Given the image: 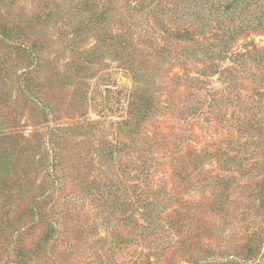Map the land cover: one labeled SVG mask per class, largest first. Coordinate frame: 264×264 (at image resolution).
<instances>
[{
	"label": "rangeland",
	"instance_id": "obj_1",
	"mask_svg": "<svg viewBox=\"0 0 264 264\" xmlns=\"http://www.w3.org/2000/svg\"><path fill=\"white\" fill-rule=\"evenodd\" d=\"M6 152L0 264H264V0H0Z\"/></svg>",
	"mask_w": 264,
	"mask_h": 264
},
{
	"label": "trees",
	"instance_id": "obj_2",
	"mask_svg": "<svg viewBox=\"0 0 264 264\" xmlns=\"http://www.w3.org/2000/svg\"><path fill=\"white\" fill-rule=\"evenodd\" d=\"M11 154L10 153H0V190L2 189V187L4 186V184L6 183L7 179H8V175H9V170H10V160H9V156ZM21 191V192H20ZM20 191L17 193L18 195V200H24V192L22 191V189H20ZM1 193V191H0ZM39 195V193L35 194L34 196ZM17 198V197H16ZM36 201H37V197H35V199L33 200V204L35 205V210L32 211V215L33 217H35L36 215H38V209H39V205H36ZM148 208L146 207L144 209L145 212L140 213L141 215H143V218L146 219V221L148 220V228H150L152 231L157 230V228H159L156 223L154 222V220L152 219V217H157V214H155V209L154 206L151 205V203H147ZM30 211V210H29ZM134 213V211L130 212V214ZM159 216V215H158ZM127 219V218H126ZM124 220V219H123ZM35 221V219L31 218V222L30 225L33 224V222ZM4 221L0 220V236L3 235V230H4ZM58 227V228H56ZM115 227V226H114ZM22 230V229H21ZM20 228H18L17 233L20 235L21 231ZM113 232V228L111 229ZM61 233V230L59 229V226H52L50 223L47 225H45L44 228V232L42 233V240L41 243H36V247L34 248H28V247H18L16 248L15 252L14 249H12V253H9V257L7 258V263L6 264H31V261L33 260L32 255L34 253H36L37 255L39 254L38 252H40V250L42 251H46L48 250L47 246L45 247V245L48 243V241H53L55 240V237ZM150 233H154V232H150ZM15 236V235H14ZM116 239L115 242H113V247H117L120 243H122L123 240H120L119 244L117 245L118 241L117 238H114V240ZM17 240L15 239V237L12 238V240L10 241V247H13V245L15 244ZM127 242V241H125ZM91 247L88 248V250L90 251ZM112 252V251H111ZM113 253V252H112ZM159 253L154 254V257H156ZM136 257L135 259L138 260ZM131 259H129L126 264H135V261H132ZM196 264V263H195Z\"/></svg>",
	"mask_w": 264,
	"mask_h": 264
},
{
	"label": "water",
	"instance_id": "obj_3",
	"mask_svg": "<svg viewBox=\"0 0 264 264\" xmlns=\"http://www.w3.org/2000/svg\"><path fill=\"white\" fill-rule=\"evenodd\" d=\"M106 97H109V90H106Z\"/></svg>",
	"mask_w": 264,
	"mask_h": 264
}]
</instances>
